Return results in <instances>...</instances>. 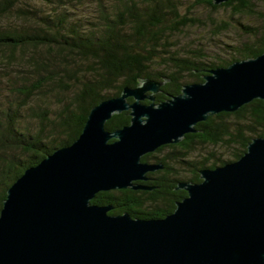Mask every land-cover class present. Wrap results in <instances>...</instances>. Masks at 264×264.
<instances>
[{"label":"water","instance_id":"95a60500","mask_svg":"<svg viewBox=\"0 0 264 264\" xmlns=\"http://www.w3.org/2000/svg\"><path fill=\"white\" fill-rule=\"evenodd\" d=\"M194 71L207 72L156 103L163 81L122 86L89 108L69 144L24 168L1 201L0 264H264V134L237 159L198 169V182L177 183L186 196L163 217L111 215L89 203L98 191L150 189L131 185L159 167L140 162L143 153L196 131L208 115L264 102V49ZM125 110L126 125L104 128Z\"/></svg>","mask_w":264,"mask_h":264},{"label":"trees","instance_id":"16d2710c","mask_svg":"<svg viewBox=\"0 0 264 264\" xmlns=\"http://www.w3.org/2000/svg\"><path fill=\"white\" fill-rule=\"evenodd\" d=\"M45 1L50 3L46 11L40 8L44 0H0V85L5 92L1 94L0 87V207L5 189L24 168L54 148L69 144L79 134L89 108L101 99L118 95L122 86L133 87L137 78L163 81L161 91L154 94V100L160 101L164 92L176 93L181 84L199 78L201 71L195 69L225 66L254 57L264 49V31L238 23L250 30L249 39L235 46L228 58H208L200 48L176 51L169 35L186 25L202 23L178 13L179 0H93L88 10L94 13L91 20L75 13L78 5L72 4L73 0ZM196 4L210 9L228 7L235 13L251 11L250 0H227L216 5L210 0H196ZM64 52L85 63L87 74L79 81L70 106L52 119L40 97L45 96L47 87L65 86L63 79L74 77L78 69L64 62ZM164 78L177 85L169 87ZM217 114L210 123L211 128L217 127L216 133L202 137L190 133L191 182L200 180L198 169L237 159L251 138L264 134V102L260 99ZM128 118L126 111L112 114L104 128L120 127ZM206 144L225 148L231 158L208 152L193 161L190 154L196 145ZM131 193L113 189L97 192L91 200L120 205L133 198ZM144 194L141 203L151 204L152 194ZM135 211L139 216H162L147 206H138Z\"/></svg>","mask_w":264,"mask_h":264},{"label":"rangeland","instance_id":"374dc122","mask_svg":"<svg viewBox=\"0 0 264 264\" xmlns=\"http://www.w3.org/2000/svg\"><path fill=\"white\" fill-rule=\"evenodd\" d=\"M73 1L75 2L72 4L76 3L78 5L75 13L84 15L88 20H91L94 13H89L88 10H91L94 1ZM179 2L178 13L202 22L200 25H186L179 32L169 35L168 39L171 46L180 53L200 48L208 58L215 56L228 58L235 46H240L246 39H249L247 33L250 30L243 29L238 23L254 31H264V0H250L251 11L240 13H235L228 7L210 9L202 4L194 6L196 0H179ZM44 3L40 5V8L46 11L50 8V3L45 0ZM43 53L45 52L43 51ZM61 57L71 69L75 66L78 69L75 71L74 77L63 79L65 86L62 84L61 87H47L44 92L45 96L40 97L39 100L44 102L43 105L49 111V117L52 119H55L65 107L70 106L68 105L70 98L76 92L79 81L84 80L83 75L87 74L85 73V70H87L85 63L72 57V54L64 52ZM184 79L187 80L188 78ZM0 87L2 88L1 94H4V86L1 84ZM226 122L228 124L229 121L226 120ZM208 152H213L215 155L221 156L222 159L231 158L230 152L225 148L222 149L208 144L196 145L194 151L190 154V158L197 161Z\"/></svg>","mask_w":264,"mask_h":264},{"label":"flooded vegetation","instance_id":"af4514ba","mask_svg":"<svg viewBox=\"0 0 264 264\" xmlns=\"http://www.w3.org/2000/svg\"><path fill=\"white\" fill-rule=\"evenodd\" d=\"M205 74L206 72L201 71L199 78L189 82H201L203 80L202 75ZM164 79L165 82L168 83L169 87L177 85L170 78H164ZM181 85L179 86L178 92L180 91ZM161 89H162V84L159 86L158 92L161 91ZM178 92L168 93V94L175 95ZM169 97H170L169 95L165 94V97L161 100L167 99ZM154 102L156 103L158 101L154 100ZM142 103H148V101L144 99ZM126 112L128 114V111ZM217 115H218L217 113L211 114L208 115L204 120L196 122L194 124V128L196 129L195 132H185L178 139H176V141H171L169 143L156 147L152 151L145 152L139 157L140 162L158 164L159 167L152 171L145 172L144 179L133 180L131 181V185L148 186L151 187L150 189H145V190L138 188L132 189L130 187L119 189V190L131 191L133 197L131 199H128L127 201H123V203H121L120 205L117 204L115 205L110 201H106L104 203H94L91 200L94 196L89 200V203L97 204V205H108L109 208L106 211L107 214L115 215V214L127 213L130 217L133 218L134 217L152 218L151 216H147V215L139 216V214H136L135 209L138 206L140 207L142 206V208L146 206L152 208L156 213H161L162 216L160 217H163L166 214L170 213L174 208L175 202L179 201L180 199L186 196V191L183 188H175L174 186L177 183L189 182L188 174H189L190 133H197L198 137L209 135L211 133H216L217 127L213 126V128H211L210 123L212 120H214V118H216ZM127 123L128 121L125 124H122L121 126L126 125ZM105 191H109V190H105ZM98 192H102V191H98ZM145 192H149L152 194L154 201L151 204L149 202L141 203L140 196H144ZM172 205L173 208H171Z\"/></svg>","mask_w":264,"mask_h":264}]
</instances>
